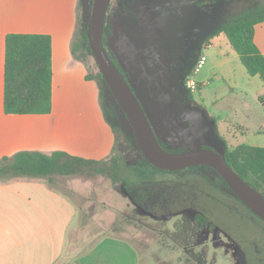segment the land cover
<instances>
[{
  "label": "rangeland",
  "instance_id": "rangeland-1",
  "mask_svg": "<svg viewBox=\"0 0 264 264\" xmlns=\"http://www.w3.org/2000/svg\"><path fill=\"white\" fill-rule=\"evenodd\" d=\"M158 1L111 0L106 41L128 73L159 136L166 143L174 144L179 133L170 120L172 92L158 65V43L153 36H137L132 30L139 27L136 14L145 16L146 23L148 11L153 12ZM254 5H263L257 8L258 14H264V0H230L218 7L217 22L211 32ZM82 13L83 7L79 4V20ZM80 29L79 23L75 41L83 42ZM219 37L227 42L224 33ZM203 41L191 67L193 71L187 77V83L195 79L201 85L192 90L193 120L188 125L191 142L223 152L225 142L217 132L231 148L245 142V138L261 141L263 136L254 135L253 130L264 121L262 80L249 74L230 44L220 47L215 43L208 48L213 40L206 44ZM203 55L206 63L196 73ZM84 62L90 73L99 71L93 56L87 55ZM102 102L114 111L109 117L116 132L112 155L103 163L88 167L81 176H57L53 185L81 208L79 226L83 234L90 235L91 240L103 233L127 238L138 248L141 264H264V222L225 187L210 182L198 172L185 175L151 167L143 174L144 180L184 182L197 190L196 197L184 191L188 201L156 204L150 200L141 205L134 202L123 189L117 170L140 160L141 149L107 90ZM200 211L208 218L205 227L195 221V214Z\"/></svg>",
  "mask_w": 264,
  "mask_h": 264
},
{
  "label": "crops",
  "instance_id": "crops-1",
  "mask_svg": "<svg viewBox=\"0 0 264 264\" xmlns=\"http://www.w3.org/2000/svg\"><path fill=\"white\" fill-rule=\"evenodd\" d=\"M80 1L0 0V160L20 151H64L89 160L111 155L116 135L101 105L99 83L88 77L86 63L73 53ZM10 33L51 36V112H5L6 38ZM219 35L208 48L230 44ZM255 42L264 54V21L255 26ZM253 133L263 136L262 140L245 138L239 143L264 146V121ZM80 213L72 197L44 178L0 179V264H141L138 248L127 238L103 233L91 240L83 234Z\"/></svg>",
  "mask_w": 264,
  "mask_h": 264
},
{
  "label": "trees",
  "instance_id": "trees-1",
  "mask_svg": "<svg viewBox=\"0 0 264 264\" xmlns=\"http://www.w3.org/2000/svg\"><path fill=\"white\" fill-rule=\"evenodd\" d=\"M80 5L82 6V1H80ZM257 7H263V5H254L243 9L231 19L222 22L214 32L204 39L203 44L210 42L214 36L224 33L233 49L237 52L240 60L247 68L249 74L252 76H259L264 84V54L255 42V26L257 23L264 21V14H258L259 8ZM88 18V14L83 11L82 17L79 20L81 26L80 36L83 42L75 40L73 42V53L76 58L82 61H84L87 55L94 57L88 41ZM107 34L108 24L106 23L103 36L105 47ZM110 56L118 66L114 57L111 54ZM192 71L193 69H191L189 73ZM88 77L96 79L99 83L101 105L114 131L115 127L109 118L110 114L114 113V111L112 108L104 106L102 102L104 97L106 98V90L111 94L112 99L122 112L123 117L131 126L126 114L109 89L102 73L100 71L96 74L89 72ZM198 86L200 87L201 85L199 84ZM132 89L135 92L133 87ZM189 94L190 97H193V92L190 89ZM52 99L53 48L51 36L33 33L8 34L6 38L5 60V112L11 114L49 113L52 110ZM142 105L150 119L144 103H142ZM130 128L132 138L137 142L134 131L132 127ZM217 134L225 142L224 150L223 152L220 151V153L226 157L228 163L236 172L264 196V146L239 144L231 148L223 136L218 132ZM158 139L160 144L171 152H183L187 150L181 141L168 144L163 141L160 136H158ZM109 157L103 160H89L69 155L64 151H54L50 154L40 151H20L11 157H4L0 160V179H9L19 176L44 178L53 186L57 176H81L83 173H86L88 167L103 163ZM151 167L162 171H168L160 169L150 163L142 151L141 159L135 164L122 165V167L117 170V174L120 176L118 179L123 189L131 196L134 202L141 205L150 200H154L156 204H163V202H172L174 200L188 201L186 193H189L188 196L190 197H196L195 193L197 190L192 189L184 182L174 183L173 181L166 180H144L143 174ZM178 172L185 175H187L188 172H198L210 182L219 183L222 187L230 191L236 199L242 201L231 190L226 180L210 166L200 165ZM181 186H183V188ZM184 191L186 193H184ZM152 193L153 196L150 197ZM247 209L264 222V220L251 209L248 207ZM207 219V216L203 212H196L195 221L199 226L205 227Z\"/></svg>",
  "mask_w": 264,
  "mask_h": 264
},
{
  "label": "flooded vegetation",
  "instance_id": "flooded-vegetation-1",
  "mask_svg": "<svg viewBox=\"0 0 264 264\" xmlns=\"http://www.w3.org/2000/svg\"><path fill=\"white\" fill-rule=\"evenodd\" d=\"M228 1L230 0H159L155 10L151 13L148 11L146 23L145 16L136 14V24L139 27H134L133 33L141 37L153 36L158 43V65L162 68L165 84L172 92L173 114L170 120L179 133L177 141H181L186 148L192 143L188 125L191 121L190 110L193 102L187 86V77L197 51L202 46V39L212 33L211 30L217 22V8L223 7ZM105 42L109 54L114 57L121 72L135 89L120 59L110 49L107 41ZM135 92L142 102L136 89ZM153 128L155 129L154 126ZM155 131L157 132L156 129ZM157 135L159 136L158 132Z\"/></svg>",
  "mask_w": 264,
  "mask_h": 264
},
{
  "label": "water",
  "instance_id": "water-1",
  "mask_svg": "<svg viewBox=\"0 0 264 264\" xmlns=\"http://www.w3.org/2000/svg\"><path fill=\"white\" fill-rule=\"evenodd\" d=\"M81 1L83 11L89 16L88 41L99 71L126 114L139 147L148 161L168 171H181L200 165L214 168L242 202L264 220L263 194L236 172L223 154L197 143H191L183 152H171L160 144L143 105L104 45L103 36L111 0Z\"/></svg>",
  "mask_w": 264,
  "mask_h": 264
},
{
  "label": "built area",
  "instance_id": "built-area-1",
  "mask_svg": "<svg viewBox=\"0 0 264 264\" xmlns=\"http://www.w3.org/2000/svg\"><path fill=\"white\" fill-rule=\"evenodd\" d=\"M206 56L203 55L198 63V66L196 68V73L200 71V69L203 67V65L206 63ZM199 83L195 79H191L188 81L187 86L190 90H196L198 88Z\"/></svg>",
  "mask_w": 264,
  "mask_h": 264
}]
</instances>
